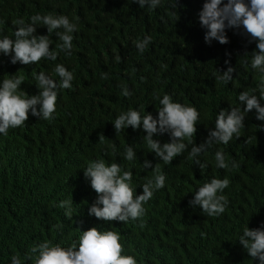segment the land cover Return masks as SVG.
<instances>
[{"label":"trees","instance_id":"16d2710c","mask_svg":"<svg viewBox=\"0 0 264 264\" xmlns=\"http://www.w3.org/2000/svg\"><path fill=\"white\" fill-rule=\"evenodd\" d=\"M203 3L179 0L180 6L174 8L171 0H161L149 10L132 0H0V36L12 37L13 20L30 23L37 13L66 15L78 26L72 33L70 56L56 47L62 42L55 33L50 37V48L58 53L55 61L12 64L0 53V82L16 74L24 80L19 91L29 95L39 91L34 74L43 71L59 82L54 68L61 64L74 75L71 89H58L54 119L38 120L29 113L23 127L9 129L7 136L0 134V264H11L12 255L31 264L24 257L35 244L49 240L68 247L90 227L119 233L123 254L134 256L137 264H258L237 241L247 224L264 226V128L260 127L264 121L256 119L255 109L246 114L241 137L213 144L200 154L198 159L207 164L203 169L188 159L187 151L165 165L148 150L142 127L129 126L117 136L114 129L116 116L129 107L142 116L158 115L160 104L154 97L169 94L199 112L193 137L198 145L214 128L218 112L230 110V104L239 106L240 91L251 94L264 78L251 68L256 41L249 43L242 28L226 30L227 44L205 42V29L198 20ZM35 34L47 35V26L37 25ZM145 37L151 42L141 53L136 42ZM117 54L120 62L115 60ZM225 60L236 69L229 83L214 76L218 69H227ZM244 61H249L247 67ZM121 85L127 86L130 97L121 95ZM260 102L264 106V99ZM99 135L105 137L101 140ZM153 138L170 141L167 133ZM129 145L136 152L132 161L124 158ZM217 150L224 153L229 170L216 166ZM99 159L131 171L137 195L152 176L143 161L160 164L165 187L143 204L140 219L106 222L88 214L97 194L83 169ZM233 161L239 166L232 168ZM213 177L230 181L222 193L229 203L217 217L188 203L194 191ZM71 198L70 220L59 203Z\"/></svg>","mask_w":264,"mask_h":264},{"label":"clouds","instance_id":"9594fccd","mask_svg":"<svg viewBox=\"0 0 264 264\" xmlns=\"http://www.w3.org/2000/svg\"><path fill=\"white\" fill-rule=\"evenodd\" d=\"M132 3H138L142 9L147 7L154 10L161 4V0H132ZM171 6L178 8L179 0H171ZM198 20L205 29L204 40L208 44L213 40L227 44L229 38L226 30L242 28L244 34L250 38L249 43L256 41V49L250 53L251 68L264 74V0H204L198 12ZM30 21L26 23L23 18L13 20V36H0V53L9 56L12 64L19 62L31 65L39 63L42 59L55 61L58 53L50 48V37L53 33L62 42L56 47L66 55H71L72 33L78 31L76 23L71 22L66 15L57 16L52 13H37L30 17ZM37 25L47 26L48 34H35ZM150 42L151 37H145L136 42V47L143 53ZM247 54L249 53L244 55ZM115 60L120 62V55L117 54ZM225 64L229 65L227 69H218L214 76L217 81L229 83L233 80L236 69L229 60H225ZM248 64L249 61H244L245 67ZM54 72L59 76V82L43 71L34 74L35 84L39 89L35 95L19 91L24 80L16 74L0 82V134L7 136L9 129L23 127L29 119V113L38 120L54 119L58 89H71L74 79L73 73L61 64L55 66ZM101 78L106 79L107 74L102 73ZM121 87V95H132L127 86ZM257 92L259 96L256 95ZM154 99L159 100L158 115L153 116L147 112L142 116L140 111L129 107L127 111L116 116L113 124L116 136L129 126L133 130L142 127L146 132L143 140L147 143L148 150L154 152L165 165L171 164L175 157L187 151L188 159L203 169L207 164L198 159L200 154L206 152L213 144H228L234 136L236 139L241 137L247 113L255 109L256 119L264 121V106L260 102L264 99V78L257 83L251 94L246 90L240 91L239 106L230 104V110L221 109L218 112L214 128L209 129L205 141L198 145L193 139L200 115L197 109L175 102L169 94H164L162 99L156 95ZM260 127L264 128V125ZM164 133L170 136L169 142L161 143L153 138L154 135ZM104 137L99 135L101 140ZM124 158L128 161L136 158V152L130 145L125 149ZM215 161L218 168L229 170V164L222 151L215 152ZM238 166L235 161L231 164L232 168ZM143 167L150 168L152 176L145 179L141 185L143 191L137 195L131 186V171H122L116 162L107 165L102 159L88 163L83 169L84 178L90 182L91 188L97 194L95 202L88 208V214L106 222L127 223L130 219H140L145 214L143 204L152 198L156 191L165 187L166 180L159 163L153 166L151 161L145 159ZM229 184L227 177H213L194 191V196L188 203L193 208L199 207L207 216L217 217L225 212L229 203L227 197L222 194ZM72 204V198L59 203V207L65 209V216L70 220L73 218ZM140 226L143 227V222ZM237 241L253 261L264 264V226L250 228L247 224ZM123 253L124 247L120 243L119 233L111 229L101 231L97 227H90L81 230L78 241H73L68 247L59 243L53 244L49 240L37 243L30 248L24 260L30 261L31 264H137L134 256ZM11 264H22L21 257L12 255Z\"/></svg>","mask_w":264,"mask_h":264}]
</instances>
